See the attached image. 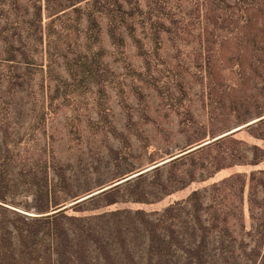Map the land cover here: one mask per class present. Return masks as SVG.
Returning a JSON list of instances; mask_svg holds the SVG:
<instances>
[{
	"label": "trees",
	"instance_id": "16d2710c",
	"mask_svg": "<svg viewBox=\"0 0 264 264\" xmlns=\"http://www.w3.org/2000/svg\"><path fill=\"white\" fill-rule=\"evenodd\" d=\"M193 5L203 10L197 50H204L207 57L202 62L197 60L201 63L199 67L205 61L208 68H213L210 57L215 50L220 51V47L216 48L220 40L231 43V55L246 58L238 68H252L257 61L250 47L251 37L255 36L250 29L254 19L252 11L261 10L264 0H0V64L13 68L6 74L3 93L0 91V264H264V176L255 181V175L251 174L247 181L240 174H234L212 183L206 191H192L185 201L189 222L181 221L173 205L154 217L141 209L68 215L63 212L67 208L65 204L49 199L53 191L46 179L33 183L40 199L44 193L48 196L34 206L36 215L11 207H19L9 196L15 179L40 176L43 173L40 168L44 167V160L28 153L26 131L21 137L13 136L10 131L11 109L4 94L22 92L32 99L36 96L33 76L20 68H60L63 83L54 90L55 96L63 99L81 92L86 77H92V83L99 85L95 79L99 68H175L167 59L164 42L168 41L177 53L184 50L178 41L181 33L192 31L187 7ZM21 7L25 10L22 20H12L11 14L17 16ZM55 38L57 41L53 42L51 39ZM71 39L78 40L75 50L70 48ZM240 40H244L245 46L240 47ZM131 50L133 57L129 55ZM258 62L264 66V57ZM77 70H80L79 80L74 74ZM39 87L42 94L43 80ZM119 93L123 98V93ZM1 106H5L4 116ZM263 114L257 113L258 117ZM263 122L264 117L245 127L251 129ZM230 134L214 140L212 137V141L199 143L200 146H193L162 165L170 168L197 151L226 140L235 141ZM251 148L255 160L260 150L256 146ZM238 159L234 149L223 154L227 165L239 163ZM244 159L248 161L246 156ZM162 165L148 170L153 180L162 171ZM148 171L95 195L106 199L122 183L134 190ZM188 175L189 179L193 177ZM237 193L242 206L247 203L249 227L245 224L243 208L238 212L230 203ZM139 195L134 201H148L144 191ZM73 197L74 203L69 207L74 210L90 198ZM115 201L113 197L103 205ZM21 207L30 212L29 206ZM130 228L144 234L142 249L128 241L132 234Z\"/></svg>",
	"mask_w": 264,
	"mask_h": 264
},
{
	"label": "rangeland",
	"instance_id": "374dc122",
	"mask_svg": "<svg viewBox=\"0 0 264 264\" xmlns=\"http://www.w3.org/2000/svg\"><path fill=\"white\" fill-rule=\"evenodd\" d=\"M260 7L261 10L253 9L254 19L250 26L255 34L251 37L250 47L257 60L252 68H238L246 58L231 55V43L220 40L216 43L220 51L211 53L213 68H208L205 61L199 67L201 63L197 60L202 62L207 54L197 50L200 38L197 32L203 23V10L195 5L187 7L192 31L181 33L183 38L180 36L178 41L184 50L177 53L168 41L164 42L167 59L175 68H99L95 77L99 85L92 83V77H86L81 92L65 99L57 98L54 90L56 85L63 83L60 68H20L33 76L36 96L32 99L22 92L4 94L11 109L10 131L15 137H21L26 131L28 153L44 160V167L33 166L43 171L40 176L15 179L9 196L19 207H11L36 215L34 206L43 203L48 196L44 193L40 199L33 183L46 179L53 191V197L49 199L57 200L59 205L65 204L67 208L63 212L68 215L90 216L114 210L141 209L154 217L173 205L181 215V221L189 222L185 201L192 191H206L212 183L234 174H240L241 179L247 181L251 174L255 175V181L264 176V122L251 129L245 127L264 117V114L262 117L257 115L264 113V66L258 62L264 57V28L261 25L264 6ZM18 12L10 18L22 20L24 8ZM51 40L57 41L56 38ZM58 41L64 42V39ZM77 43V39H71L70 48L75 50ZM239 43L240 47L245 46L244 40ZM129 55L133 57V50ZM9 68L13 69L0 64L2 93ZM79 71H74L76 80L80 78ZM3 108L5 106H1L2 116L5 115ZM229 133L235 141L226 140L197 151L170 168L162 165L199 143L203 145ZM212 137L215 138L210 140ZM253 146L260 150L256 152L255 160ZM231 149L240 162L227 165L223 154ZM244 156L248 158L247 162ZM157 165H162V171L153 180L148 170ZM219 166L222 167L217 169ZM168 168L170 176L167 179ZM145 171L148 172L144 180L134 190L122 183L106 199L95 195ZM188 174L193 177L189 179ZM60 177L63 182L59 181ZM143 191L148 201H134ZM246 192L247 188L244 196ZM74 195L80 200L94 196L74 210L69 207L74 203ZM239 195L232 196L230 203L238 212L240 207L243 208L245 224L249 227L247 203L245 201L242 206ZM113 197L116 198L114 203L103 205ZM21 206H29L30 212L22 210ZM189 229L188 224V232ZM130 231L128 241L142 249L146 239L144 234L135 233L131 228ZM114 238L118 242V238Z\"/></svg>",
	"mask_w": 264,
	"mask_h": 264
},
{
	"label": "water",
	"instance_id": "95a60500",
	"mask_svg": "<svg viewBox=\"0 0 264 264\" xmlns=\"http://www.w3.org/2000/svg\"><path fill=\"white\" fill-rule=\"evenodd\" d=\"M196 148V147H195ZM194 149V148H193Z\"/></svg>",
	"mask_w": 264,
	"mask_h": 264
}]
</instances>
